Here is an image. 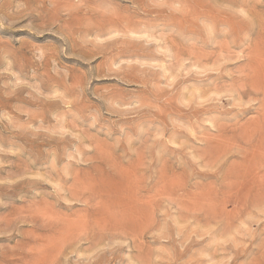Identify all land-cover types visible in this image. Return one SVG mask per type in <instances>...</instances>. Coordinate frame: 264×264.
<instances>
[{"label":"rangeland","instance_id":"rangeland-1","mask_svg":"<svg viewBox=\"0 0 264 264\" xmlns=\"http://www.w3.org/2000/svg\"><path fill=\"white\" fill-rule=\"evenodd\" d=\"M0 264H264V0H0Z\"/></svg>","mask_w":264,"mask_h":264},{"label":"bare ground","instance_id":"bare-ground-1","mask_svg":"<svg viewBox=\"0 0 264 264\" xmlns=\"http://www.w3.org/2000/svg\"><path fill=\"white\" fill-rule=\"evenodd\" d=\"M260 123H262V122H260ZM240 181H242V180H240ZM232 185V184H231ZM261 194V193H260ZM96 210V209H95Z\"/></svg>","mask_w":264,"mask_h":264}]
</instances>
